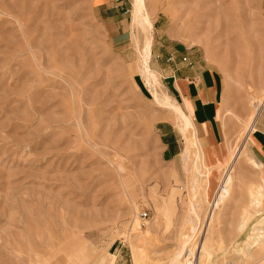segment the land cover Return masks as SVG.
I'll return each mask as SVG.
<instances>
[{
    "label": "rangeland",
    "instance_id": "obj_1",
    "mask_svg": "<svg viewBox=\"0 0 264 264\" xmlns=\"http://www.w3.org/2000/svg\"><path fill=\"white\" fill-rule=\"evenodd\" d=\"M96 3L0 0V264H135V252L139 264H172L189 233L212 254L201 264H264V240L247 248L264 208L239 231L248 192L263 177L244 156L232 195L213 206L264 99V0H146L153 26L160 17L189 57L226 78L228 158L212 168L201 145L197 195L194 156L165 160L158 124L181 132L137 75L156 31L134 22L133 0H113L129 28L119 48ZM160 80L159 95L171 93Z\"/></svg>",
    "mask_w": 264,
    "mask_h": 264
},
{
    "label": "crops",
    "instance_id": "obj_2",
    "mask_svg": "<svg viewBox=\"0 0 264 264\" xmlns=\"http://www.w3.org/2000/svg\"><path fill=\"white\" fill-rule=\"evenodd\" d=\"M112 1L97 0V8L106 15L104 25L109 30L113 43L126 50L129 28L127 20L123 17L125 12L121 13L124 8L121 3L110 4ZM164 27V23L158 17L154 23L156 32L154 41L152 40L150 65L157 70L158 74L160 72L159 76L161 75L163 79L167 80L171 92L168 94L176 101L184 114L191 119L197 138L203 145L212 168L222 167L228 158L224 149L225 138L221 125V118L225 110V75L218 68L203 65L196 57H189L191 54L187 52L186 46L170 38ZM137 75L144 83L142 75L140 73ZM263 113L264 105L261 111L258 110V117L255 118L252 131L247 136L254 158L262 165H264ZM172 115L178 127L176 118L174 114ZM158 127L161 132L165 160H176L182 155L184 149L182 132L177 133L175 126L169 122H161Z\"/></svg>",
    "mask_w": 264,
    "mask_h": 264
},
{
    "label": "bare ground",
    "instance_id": "obj_3",
    "mask_svg": "<svg viewBox=\"0 0 264 264\" xmlns=\"http://www.w3.org/2000/svg\"><path fill=\"white\" fill-rule=\"evenodd\" d=\"M133 19L136 24L141 26V28L145 32H147V34L148 32L153 31L154 26L150 18V14L146 5V0H133ZM152 40H153L152 36H148L144 41L141 51V63H142L141 73L143 78L145 79L144 81H146L147 85L150 86L151 88L150 93L152 94L153 98L158 103V105L162 106L165 109L170 110V112H172V114H174L176 118L178 127L186 140L185 149L182 153L184 161L188 163L192 159V155L194 156L193 166H192V171H194L192 172L194 175L193 176L194 180L192 179L193 181L191 183L192 187L191 186L190 187L191 190L193 191L192 193L197 195V193H195L197 190V188H195L196 187L195 184L197 182V175L199 174L201 175L202 174L201 169L203 170V167H205L204 165L205 162L203 161V157L201 156L200 153L201 152L200 147L202 144L197 138L195 127L191 119L184 114V112L182 111L180 106L176 103V101L169 94L159 95L156 89L157 86L161 85V80L159 74L155 72L150 66V61L152 58ZM263 100L264 99L262 98L256 100L257 101L255 106L256 111L252 116H250L247 125L246 126L244 125L246 127L245 130L247 132L252 131V124L254 123V120L257 117L258 110L261 108V106L264 103ZM247 143H249V140L247 141L246 139L242 148L239 149L237 148L233 152L229 167H227L224 170L223 179L219 186V190L217 192L216 199L213 205L214 207H216V209L220 208V206H222V204L226 202L225 198L230 197L232 195V189H230V187L233 186L234 179L238 180V176L240 175V168H241L239 166V162L241 158L244 156L247 159V161L256 170H258L263 174V177L261 184H259L258 187L249 190L248 192L249 195L248 205L243 208L241 213L242 223L239 226L240 232L244 231L248 219L252 215V210L264 208V165L256 161L251 150L247 148ZM191 212L197 214V210L194 207V205H192L191 207ZM262 221L264 222V217L261 219V222ZM195 229H196L195 226H192L190 231L192 230V232L194 233ZM183 237H184L183 243L180 246V250L174 256L172 264H201L202 263L201 260L203 258V255L201 257V254L203 253L206 254V259L208 260L211 259L212 254L205 248L204 243L202 244V247H197L194 244L192 245V236L190 233L185 234ZM262 240H264V227L256 228L255 226L253 237L251 241H249V243L247 244L248 250L250 251L256 250L260 246ZM261 245H264V243H262ZM237 251L239 252L240 250L238 249ZM76 261L85 264V262L83 261L80 260H76ZM133 261L135 264H139L138 256L136 252L133 255ZM68 263L75 264L74 260H71Z\"/></svg>",
    "mask_w": 264,
    "mask_h": 264
},
{
    "label": "built area",
    "instance_id": "obj_4",
    "mask_svg": "<svg viewBox=\"0 0 264 264\" xmlns=\"http://www.w3.org/2000/svg\"><path fill=\"white\" fill-rule=\"evenodd\" d=\"M141 217L143 220H146L148 218V213L144 212L143 214H141Z\"/></svg>",
    "mask_w": 264,
    "mask_h": 264
}]
</instances>
